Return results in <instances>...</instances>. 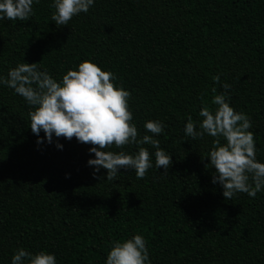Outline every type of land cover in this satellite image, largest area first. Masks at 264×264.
<instances>
[{
  "label": "trees",
  "instance_id": "trees-1",
  "mask_svg": "<svg viewBox=\"0 0 264 264\" xmlns=\"http://www.w3.org/2000/svg\"><path fill=\"white\" fill-rule=\"evenodd\" d=\"M53 2L34 0L29 21H0V76L24 62L57 82L85 60L113 72L131 93L139 136L151 135L149 120L166 125L154 138L173 163L164 175L151 145L113 147L147 148L153 168L143 179L121 169L113 182L101 168L96 179L91 145L48 143L43 131L37 144L34 106L0 85V264L18 249L53 254L56 264H106L114 242L134 235L147 241L150 264H264V191L225 199L205 167L213 138L183 131L189 116L202 120L201 97L214 109L212 88L220 94L227 83L264 163V0H94L60 27Z\"/></svg>",
  "mask_w": 264,
  "mask_h": 264
},
{
  "label": "clouds",
  "instance_id": "clouds-1",
  "mask_svg": "<svg viewBox=\"0 0 264 264\" xmlns=\"http://www.w3.org/2000/svg\"><path fill=\"white\" fill-rule=\"evenodd\" d=\"M34 0H2L0 2V21H29L34 15ZM38 4L39 0H35ZM94 5V0H54L55 9L51 21L60 26L68 25L73 17L87 13ZM116 75L104 71L91 61L79 63L76 70H68L62 80L57 82L45 70L41 71L37 63H20L10 69L7 78L0 76V85L7 86L34 106L29 112L30 129L35 134L37 144L41 131L48 143L53 137L71 140L92 147L89 152L94 159L87 161L94 168L93 177L101 168L106 170L107 181H116L120 170H135L137 179H143L148 170L153 168L151 155L147 148L139 147L135 155L124 151H110L113 147L123 149L130 144L151 145L155 151V168H162L168 174L172 166L171 154L160 147L155 139L163 133L166 125L159 120H149L144 128L151 135L139 136L136 126L131 123L132 112L128 101L131 93L114 83ZM213 81L220 83V76ZM224 92L214 93L211 105L201 97L202 107L197 123L192 117L187 118L184 126L185 136L195 141L205 135L212 137V148L206 156L209 163L205 165L214 169L212 183L222 186V195L231 200L238 193H246L255 198L264 191V163L257 160V147L250 117L237 112L230 106L228 99L231 86L222 85ZM223 141V142H222ZM58 149L62 145L56 143ZM11 264H56L53 254L41 251L32 254L18 249L11 258ZM106 264H150L147 241L142 235H134L123 242H114L107 254Z\"/></svg>",
  "mask_w": 264,
  "mask_h": 264
}]
</instances>
